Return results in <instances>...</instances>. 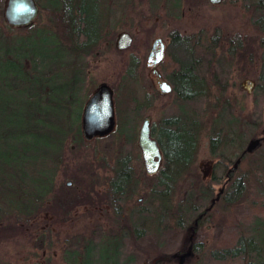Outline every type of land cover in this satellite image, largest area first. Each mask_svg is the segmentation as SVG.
<instances>
[{"label":"trees","instance_id":"1","mask_svg":"<svg viewBox=\"0 0 264 264\" xmlns=\"http://www.w3.org/2000/svg\"><path fill=\"white\" fill-rule=\"evenodd\" d=\"M36 2L42 11L48 9L52 12V17L46 18L47 26L51 29H46L45 25V29H36L29 38L25 35L5 36L0 32V203L3 206L0 210V239L4 236L10 238L17 232L24 234L30 225L31 229H35L32 224H35L41 213L46 225L62 224L71 219L70 213L75 208H89L85 190L77 191L74 187L78 185L82 173L88 175L87 162H79L74 157L67 161H73L68 167L63 156L66 141H69L75 153L88 143L82 139L79 128V111L83 100L71 99L68 95L63 97V94L62 98L55 96L57 86H49V83L56 72L46 69L48 62L47 53L44 51L49 49L52 40L62 42L64 53L68 57L61 73L77 75L80 82L77 89L80 90L81 69L74 64L78 62L76 59L79 56L92 53L101 40L105 23L103 1ZM253 3L256 12L263 11L262 0H255ZM55 8L60 10V16L53 18ZM71 10L76 12L72 17ZM254 24H257L261 38L256 44L259 55L255 85L251 93L253 104L264 97V18L256 17ZM4 25L10 29L5 23ZM35 37V42L40 47V51L36 52L33 41H30V38ZM235 41L228 45V53L234 49ZM204 44V53L207 56H203L204 59L213 62V59L222 58V54L214 56V44L208 40H205ZM240 46L238 40L235 48L239 50ZM189 52L191 54V51ZM220 59L213 63L207 61L214 70L207 79L210 84L206 81L202 83L197 75L193 74L195 65L190 63V73L184 77L190 89L186 93L178 92L182 95H176L174 103L169 106V111H166L162 119L165 122L172 111L177 119L173 125L175 131L184 133H193L198 127L204 128L206 124L207 128L204 129L209 155L221 159L222 152L218 153L219 150L236 147L237 168L227 173L223 171L219 182L214 176L206 184L200 179L194 182V179L189 177L186 186L179 190V199L176 202L172 201L174 185L182 173L172 171L167 175V179H160L158 182L157 217L154 226L142 230L144 227H141L138 218L127 219V216L122 220H106L109 226L107 234L101 235L98 241L84 240L81 235L78 240L75 238V242L71 240L74 247L69 245L64 250L65 260L70 257L74 264H134L133 256L124 255L123 248L127 243L132 248L136 245L143 248L140 255L145 257L144 264H175L171 254L167 253L171 251L173 241L178 238L179 245L190 244L186 230L199 213H204L201 223L197 220L199 224L196 228L200 229L206 225L212 230V234L205 230L206 247L193 251V257L185 259L183 264H264V128L260 136L255 135L250 139L257 141L252 153L246 152L242 146L245 131H235L234 122L240 118L238 114H234L230 99L225 96L226 85L218 74L221 69ZM137 64V57L131 55L125 80L120 88L115 89L114 128L118 133L125 135L131 130L129 115L136 110L135 97L128 83L135 78ZM173 64L176 62L170 59L166 52L165 69ZM204 99H211L209 108L212 109L205 124L201 116L209 109H195V104ZM59 111L67 113L64 122L58 121ZM250 117L251 115L242 120L255 129L260 128V118L256 116L251 120ZM163 126L164 131L168 132L166 122ZM234 135L236 139L233 138ZM127 138L123 140L121 147L128 148L134 143L132 135ZM161 143V149L168 156H171L170 150L180 154L181 151L189 149L187 163L192 165L194 149L191 142L189 146L181 142L178 144V141L171 145L169 143L172 141L169 140L165 141L166 144H163L164 141ZM68 150L72 154L71 147ZM19 153H22V157H18ZM172 164L180 165L175 162ZM191 170L184 172L185 175H189ZM213 174H216V171ZM59 178L69 180L70 186L61 183ZM219 183L218 193L212 195L211 186ZM203 208H207L206 211L203 212ZM171 211L176 217H167ZM236 211L237 219L234 216ZM81 217L88 218L84 214ZM196 228L192 231L193 241L198 236ZM44 232H47V228L37 232V235L46 240ZM162 233L171 237L166 239V242H158Z\"/></svg>","mask_w":264,"mask_h":264},{"label":"rangeland","instance_id":"2","mask_svg":"<svg viewBox=\"0 0 264 264\" xmlns=\"http://www.w3.org/2000/svg\"><path fill=\"white\" fill-rule=\"evenodd\" d=\"M102 1L103 18L105 23L103 24L101 32V40L94 51H92V64L90 63V60L84 58L83 60L81 59L83 64L87 65L88 61L89 65H87V67L84 66L86 68H83L80 71L82 77L80 90L77 89L78 83H80L77 75L73 76L61 73L62 66L67 61L66 58L68 57L64 53V45H62V42L59 40L58 42L52 40L49 49L44 51L47 53L46 59L48 63L46 69L49 68L50 71L56 72L52 82L49 83V86H57V93L55 96L57 95L58 98H62L63 94V97L68 95V98L71 96V99L84 101L100 82L107 81L111 86H114L113 84L118 80L120 68L118 67V56L112 52V42L114 41L116 34L127 32L131 36L132 41L129 48H127L121 55V58L125 60L126 68L131 55L138 56L141 60L140 75L138 76V79H133L128 83L135 97V104L137 105V103L143 102L145 95L151 94V88L148 87L149 81L147 78V70L143 67V64L149 45L154 38H160L164 41L169 38V34L173 31L177 34L183 35V30H187L191 33L202 30L208 34L210 32L213 33L214 30L217 29L222 38L220 51L218 49L217 52L218 54L220 53L223 55L220 59L221 69L218 71V74L226 85L224 87L225 96L230 99L234 114H238V117L240 118L238 121L234 122L235 131H237V133L239 130L245 131V134H243V148L247 147L250 139L255 135L260 136L259 134L264 128V97L253 104L251 102V93L255 85V77L258 68L257 58L259 51L256 44L261 38V35L257 30V24L255 25L254 22L256 17L264 18V8L263 11L256 12L254 6L255 3H253L255 0H228L218 7H209L205 2H202V5L204 6L199 8L197 14H195L194 11L187 13L184 7H180L177 11L178 13L175 15L179 17L181 11H183V16H180L181 23L178 24L177 28L161 27V24L155 21L156 17H164L161 8L156 7V0H152V2L150 0ZM262 3H264V0H262ZM4 4L5 0H0V32L5 36L11 37L14 35H24L23 29L10 30L4 25L2 18ZM45 25L47 26L48 23H46L44 16L39 15L30 30L34 32L36 29H45ZM46 29L51 28L50 26H47ZM231 36H236L234 39L236 40L234 47H237L238 40L241 46L239 50L233 47L234 49L228 53L227 50H229V48L226 46L225 39H228L229 37L231 38ZM35 39L36 37L30 38V41H33L34 51L36 52L40 51V47H38L39 44L35 42ZM106 43L108 44L107 46L105 45ZM96 52L98 53L97 56L94 54ZM203 56L207 57L205 53L202 54V58L204 59ZM207 61H209L207 58L203 60V63H201V69L202 73L205 74V81L210 84V81H207V79L214 70H212L207 64ZM123 82L120 83V87ZM206 100L198 101L195 104L196 110L199 109V111H203L204 109H209L201 116V120L204 124L207 122V116L212 113V109L209 108L211 99ZM170 102L171 96L158 98L155 109L152 112H148L147 110V112L142 114H130L128 122L134 125V132L137 131L140 120L145 113L150 116L151 123H159V120L165 115ZM16 114L17 113H15V115ZM250 115L251 120L256 116L260 118V128L255 129L242 120V118ZM58 116V121L64 122L67 113L59 111ZM61 124L62 123H60V125ZM204 128H207L206 124L204 125ZM204 128L202 130L201 141L199 142L198 151L195 154L194 165L190 174L186 175L185 178H180L174 185L175 190L172 197L173 202L178 201L179 190L186 186L189 177L194 179V182H198L199 179L206 182L210 177L211 171L207 168V162H210L213 158L211 159L208 154L207 137ZM117 133L118 132L115 131L106 138L86 143L79 152L76 151L75 153V151L72 150V154L68 150V148L72 146L69 141H66L63 149L65 165H68V167L71 166L73 161H67L74 157H76L79 162H87V168L89 165L102 163L100 159L101 156L109 155L111 151L118 148L117 143L119 142V138L116 139ZM235 153V148H228L222 151L224 164H226L227 167H229L230 162L234 161ZM249 153L251 154L252 151ZM95 155H97V157H95ZM20 156L22 157V153H19L18 157ZM92 158H94V160H92ZM212 161L214 163V160ZM221 172L222 171L214 174L215 178L222 177L223 173ZM87 176L88 175H86L85 172L79 176L78 185L74 186L75 190H87ZM58 180L64 184L69 182V180L62 178H59ZM219 189L220 183L212 185V195H215ZM15 194L17 195V193ZM16 195L15 197H17ZM139 196H141V190L139 191V194L133 198V202L134 199ZM1 209H3V206L0 203V210ZM83 211L84 210L81 208L74 210L71 219H67L62 224L47 225L44 223V216L43 213H41L35 220V224H32L35 225V229H31L30 225L29 230L24 232V234L17 232L16 234L11 235L10 238H7L6 236L2 237L0 239V264H74L71 262L70 257L66 260L64 259V250L67 246L71 245V240H73V238L78 240V236L80 235L84 240H97L100 235H93L94 230L95 233H98V230H96V224H99L101 229L107 230L109 228L105 220L98 221L82 218L81 214ZM73 214H76V218H74L75 215ZM236 215L237 211L234 215L237 219ZM233 222H235L234 219ZM225 224H227V222H225ZM45 228H47V232H44V234L47 236V239L43 240L41 235H37V232ZM208 234L211 235L212 230H208ZM170 237L169 234L165 235L162 233L158 242L161 240L166 242V239ZM173 237L175 238V235H173ZM178 243V238H176L171 245V251L168 250L170 252H167L169 255L178 250V247L180 246ZM147 245H149V243ZM156 246L157 248L159 247L158 245ZM146 248L149 249L150 247ZM134 249L136 252H134ZM142 249L143 248H140L138 245L132 248L127 243L124 244L123 248L125 256H133L135 260L134 264H144L145 257L140 255V250Z\"/></svg>","mask_w":264,"mask_h":264},{"label":"flooded vegetation","instance_id":"3","mask_svg":"<svg viewBox=\"0 0 264 264\" xmlns=\"http://www.w3.org/2000/svg\"><path fill=\"white\" fill-rule=\"evenodd\" d=\"M33 1L37 8V14L35 18L30 23L22 27L9 26L10 29L12 30L13 28L23 29L24 35L27 36L28 38L30 34L33 33V31H31L30 29L33 27L35 20L38 18L39 15L44 16L45 21L46 18L50 19V17H52L51 11H48V9L46 11H42L39 5L37 4L36 0ZM150 1L152 2V0ZM156 1H157L156 7L161 8L164 17L163 18L156 17L155 21L159 22L161 24L160 25L161 27L164 26L170 28H177L178 24L181 23L180 16H183V11H181V15L179 17L175 15L176 13H178L177 11L179 10L180 7H184L187 13H189L190 11H194L195 14H197L199 8L204 6L202 5L203 4L202 2H205L206 5H208L209 7H218L224 4L225 2H227L228 0H220V2L216 5L210 4L208 0H156ZM72 6L73 4H71V9ZM73 13L76 12L74 10H71L70 12L71 17L73 16ZM59 16H60V10H57V8H55L53 12V18ZM59 21L61 20L59 19ZM117 35L118 34H116V36ZM116 36L114 41L112 42V48H113L112 52L118 56V65H119L118 67L120 68L119 69L120 74L118 76V80L116 81L115 84H113L114 86H111V84L107 81H102L98 84L100 85L104 83L111 90L114 127H115V119H116V110H115V102H114V97L116 93L114 91L116 88L117 89L120 88V83L124 81L125 72H126L125 60L121 58V55L126 49L120 51L115 48ZM235 37L236 36H231V38L229 37L228 39L227 38L225 39L227 48L230 43L232 44ZM154 39H160V38H154ZM205 40H208L211 44L215 45L214 48L212 49L213 54L215 57L219 56L220 53L218 54L217 51L218 49L220 51L222 38L217 29L214 30L213 33L210 32L208 34H206L202 30H199L198 32L195 33L188 32L187 30H183V35L177 34L176 32L173 31L169 34L168 39L164 41L160 39V43L155 45V47L151 52V55L149 56L148 54L150 52L152 42L150 43L148 51L145 56L143 67L147 70V78L149 81L148 87L151 88V94L145 95L143 102L137 103L136 110L135 112H133L134 115L142 114L144 112H147V110L148 112H152L155 109L158 98L171 96V102L169 103L170 106L174 103L177 94L182 95V93H178V92L181 91L186 93V91L190 89V86L185 83L184 77L186 76V74L189 75L190 73L189 68L191 62L195 65L193 74H196L202 83L205 82V78H204L205 74L202 73V69H201V63H203L204 60L203 58H201V56L202 54H204ZM105 45L107 46L108 44L106 43ZM159 50L162 51V57L160 61H156L155 53ZM189 51H191V54ZM166 52L169 54L170 59H173V61L176 62L175 65L174 64L170 65L168 69H165V65H164V57L166 55ZM94 54L96 56L98 55L97 52ZM177 56L181 58H178ZM136 57L138 59V64L135 69V78H134L135 80L138 79V76L140 75L139 71L141 68V64H140L141 60L138 56ZM83 58L86 60H90L91 64L93 63V60L91 59L92 53H89L86 55L79 56V58L76 59L78 62H75L74 64L75 67L83 69L86 68L87 65H89L88 61H87V65L82 63ZM217 59H213V62L216 61ZM180 60H182L181 62L184 64L183 66L180 63ZM208 60L210 61V59ZM162 83H165L167 85L168 87L167 93H162L160 91V86L162 85ZM96 87L94 88V90L96 89ZM93 91H91V93L87 96V98L92 94ZM87 98H85V100L83 101L79 111L80 113L79 123H80L82 108ZM169 106L167 107L168 109L166 111H169ZM169 113L170 116H168L165 121L166 122L165 127H167L166 130H168V132L164 131L165 130L163 126V123H165L163 122L164 119H160L159 123L157 122L156 124L151 123L150 116L146 115L147 113H145L143 114L140 120L136 132H134L135 131L134 125L130 123L131 130L129 134L125 135V134L117 133L116 139L119 138V142L117 143L118 148H115L113 151H111L109 155L107 154L101 156L100 159L102 163H96L88 166L87 169L88 180L86 181V186H88V188L87 190H85V196L87 198V201L89 202V208L84 209L83 207H77V209L83 208V210H85V212H83L82 214L87 215L88 219L98 220V221L122 220L124 217L127 216L128 217L127 219L138 218L141 222V227H144L142 230H145L146 227L148 226L151 227L154 226V221L156 220L157 217L156 196L158 195L159 180L160 179L165 180V178L167 179L169 174H171V172L174 170L182 173L181 178L186 177L185 175L186 171L193 168L195 154L198 151L199 142L201 141L202 130H203V127L202 128L198 127L197 130L193 133L176 132L173 125L177 119L175 118V116H173L174 113L172 111H170ZM144 118L148 119L149 138L155 142L159 153L157 170L150 175L146 174L143 170L140 151L138 150L136 144L137 132ZM114 132H115V128H113L112 132H110L108 135L103 137H94L91 141H88V143L94 140L106 138L109 135L113 134ZM130 135H132V137L134 138V144L132 143L128 148L121 147L123 146V140ZM233 138L236 139V135H234ZM168 140L172 141V143H169L171 145H173V142L176 143V141H178V144L181 142L182 144H186V146H189L192 143L191 147L194 149L192 165H189V163H187L189 158L188 156L190 153L189 149H185L181 151L180 154H177V152H174V150H170L169 152L171 156H168L166 152H164L161 149L162 146L161 142L164 141L163 144H166L165 141ZM71 150H73V147H71ZM221 152L222 150L218 151V153ZM220 156H222L221 159H224L222 153ZM95 157H97V155H95ZM234 157L235 159L233 162H230L229 167H227V165L224 164V161H222L221 159H217V157L216 158L211 157V159L213 158L212 160H214V163L212 160L210 162H207L208 163L207 168H209L211 171L210 177L207 181H209L210 178H213L214 176L213 173L215 171L216 174L220 171H222L221 173H223V171L227 173L237 168V163H238L237 149ZM92 160H94V158H92ZM173 162L179 163L180 165L177 166H175L174 164L171 165V163ZM163 174L166 175L164 176ZM221 178L222 177L219 178L216 177V179H218V182L219 180H221ZM207 181L206 182L201 181V182L206 184ZM140 190H141V196L135 198L133 202V198L137 194H139ZM206 209L207 208H203V212L206 211ZM74 210H76V208ZM72 213L73 211L70 213V217H72ZM203 214L204 213L202 214L199 213L196 216V220L194 219L192 225L189 226L186 230L188 233L187 239L190 242V244L188 245L181 244L178 247V250L173 252V254H171V257L174 260V262H176V264H183L185 259L193 257V251L206 247L205 230H209V227L203 225V227L200 229H198L199 227L196 228V226L199 223H201L203 219L202 218ZM73 215H75L74 218H76V214ZM167 217L174 218L176 217V215H174V212L171 211V213H169ZM197 220H199V223H197ZM96 228H97L96 230H98V233H95L94 230L93 235L99 234L101 236L107 234L109 231V228L107 230L101 229L99 224H96ZM195 228L196 230H198L197 231L198 236L197 239L193 241L194 239L192 238L193 237L192 231H194ZM73 240L75 242V239ZM71 246L74 247V245Z\"/></svg>","mask_w":264,"mask_h":264},{"label":"water","instance_id":"4","mask_svg":"<svg viewBox=\"0 0 264 264\" xmlns=\"http://www.w3.org/2000/svg\"><path fill=\"white\" fill-rule=\"evenodd\" d=\"M210 4H218L220 0H208ZM37 14V8L33 0H5L2 11L4 23L10 27H22L30 23ZM131 37L127 32H121L116 36L115 48L125 50L131 44ZM160 39H154L151 44L149 56ZM156 61H160L162 51L155 53ZM162 93H167L165 83L160 86ZM111 90L104 83L98 85L87 98L80 116V134L84 141H91L94 137H103L112 132L114 128L113 107ZM137 148L140 151L143 170L146 174H153L157 170L159 153L153 140L149 138L148 119L144 118L137 132ZM257 146V141H249L246 152L252 151ZM66 186H70L67 182Z\"/></svg>","mask_w":264,"mask_h":264}]
</instances>
